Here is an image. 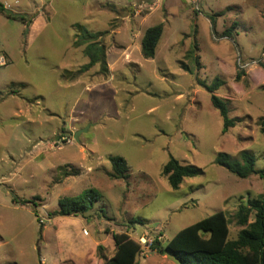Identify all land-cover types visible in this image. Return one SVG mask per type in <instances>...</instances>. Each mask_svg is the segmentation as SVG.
I'll list each match as a JSON object with an SVG mask.
<instances>
[{"label": "rangeland", "instance_id": "rangeland-1", "mask_svg": "<svg viewBox=\"0 0 264 264\" xmlns=\"http://www.w3.org/2000/svg\"><path fill=\"white\" fill-rule=\"evenodd\" d=\"M19 1L28 2L29 13L35 4L44 6L26 27L0 15V56L12 60L0 68V264H105L115 254L112 234L166 246L218 212L227 214L230 239H236L241 199L264 195V179H240L216 159L223 153L238 162L247 152L256 170L264 169V0ZM9 2L17 10L15 0ZM134 24L140 32L164 25L153 60L128 48ZM77 25L103 33L112 69L84 70L89 59L83 47H74ZM194 42L198 71L186 57ZM239 60L257 63L242 70ZM75 79L79 84L67 90ZM11 81L16 85L7 87ZM219 82L214 94L228 100L229 116L238 120L226 134L205 89ZM30 106L31 116L19 114ZM44 106L61 120H50ZM70 118L76 133L83 131L79 141L75 129L57 131ZM110 156L127 161V180L110 177ZM171 157L200 170L177 191L162 175ZM88 189L102 195L92 211L49 217L60 199ZM144 255L139 264H172L151 249Z\"/></svg>", "mask_w": 264, "mask_h": 264}, {"label": "trees", "instance_id": "trees-1", "mask_svg": "<svg viewBox=\"0 0 264 264\" xmlns=\"http://www.w3.org/2000/svg\"><path fill=\"white\" fill-rule=\"evenodd\" d=\"M5 7L0 2V14L8 19L18 21L25 26L32 22L30 16L5 14ZM79 35L76 36L75 48L83 47V53L89 59V63L83 67L85 71L96 65H101L102 70L107 69L106 48L100 42L103 33H91L81 25ZM164 33V25L159 24L148 28L142 39L141 52L146 60H153L156 56L157 47ZM231 35L226 32L224 37ZM199 47L194 42L193 47L188 51L187 58L194 62L197 71L201 70ZM183 69L194 74L184 63ZM242 73L237 75L240 79ZM220 87L219 83L205 86L211 94V102L223 119L226 134L229 129L235 127L238 120L229 116L228 100L216 96L214 93ZM261 133L264 135V118L259 120ZM241 161H233L228 154H220L216 164L227 172L240 179H248L258 175L264 179V169L256 170V159L247 152L240 155ZM109 162L113 173L110 177L115 180H127L129 166L127 161L119 156H110ZM200 174V170L193 166H184L177 159L171 157L164 166L162 175L168 180L171 188L175 191L187 178H194ZM102 199L101 193L96 189H88L77 197H64L58 201L57 211L50 213L49 217H83L92 211L95 205ZM17 202V201H15ZM27 204L28 201H22ZM105 217L106 215L103 214ZM235 224L240 228L236 239H230V219L224 212L215 213L206 219L182 229L166 246H161L158 240H153L151 250L157 251L160 255H166L178 264H264V195L257 199H248L246 202L241 199L238 210L234 215ZM115 244V254L110 259H105L106 264H139L138 258L141 255V245L130 238L127 233L112 234ZM41 264V263H40Z\"/></svg>", "mask_w": 264, "mask_h": 264}, {"label": "crops", "instance_id": "crops-1", "mask_svg": "<svg viewBox=\"0 0 264 264\" xmlns=\"http://www.w3.org/2000/svg\"><path fill=\"white\" fill-rule=\"evenodd\" d=\"M163 1H165V0H163ZM183 1V3H186L188 0H182ZM0 2L4 5V7L6 8V9H9V10H11L13 13H15V14H17V15H27V16H30L31 14H35V13H37V12H43L42 11V8H43V6L44 5H42V4H35V5H33L32 6V8H33V10H32V13H29V11L31 10V8H29V5L27 4L28 2H26V4H24L23 6H20V1L19 0H15V2H12L13 3V5H19L18 7H17V10H13V9H10V3L11 2H9V0H0ZM47 6V10L49 9V7H48V5H46ZM1 15V14H0ZM7 20H11V19H8L7 18ZM126 20H127V18H126ZM11 21H14V20H11ZM50 21V20H49ZM14 22H18V21H14ZM211 22V21H210ZM18 23H20V22H18ZM22 24V23H21ZM136 24H137V22H136ZM136 24H134V25H136ZM23 25V27H26L24 24H22ZM125 25L127 26V22L125 23ZM125 26V27H126ZM136 28H133V32H134V40L133 41H130V43L128 44V48H132L133 46H135V47H137V49H139V52L141 51V47H142V39H143V36H144V33H145V31L147 30V29H144L143 31H139L138 29H139V27L136 25L135 26ZM33 27L31 26V28L30 29H28L29 30V32L31 31V29H32ZM121 28H124V25H122L121 26ZM89 32H91V33H96V32H98V31H89ZM98 33H100V32H98ZM132 33V32H131ZM131 39H132V37H131ZM120 40H122V38L120 37ZM159 46V45H158ZM157 49H158V47H157ZM125 50H127V49H125ZM156 54H157V51H156ZM1 56H3V57H5L6 59H7V66H5V67H3V68H6V67H9V66H11L12 65V60H11V58L7 55V54H3V55H1ZM0 56V57H1ZM89 63V62H88ZM97 66H99V65H96V66H94V67H97ZM2 68V69H3ZM107 69H108V71H109V69H112V65H111V63L110 62H108V59H107ZM19 84H23V83H20L19 82ZM79 84V79H75V80H72V82H71V84H69L66 88H67V90H73L74 88H75V86L76 85H78ZM13 85H16V82L15 81H11V82H9L8 84H7V87H11V86H13ZM18 85V84H17ZM26 85V84H25ZM14 94H16V93H11V96L12 97H14L15 95ZM21 100H24L25 102H27V100H25L24 98H21ZM43 101H44V98L42 99ZM37 106H38V103L36 104ZM44 105H45V103H44ZM32 107L30 106V108L27 110V113L25 112H23V113H19L20 115H28V116H31V114L33 113L32 112V109H31ZM43 110L44 111H47V112H49L48 114V116L50 117V120H52V119H54L53 121H56V120H61L60 119V117H59V113H57V112H54V111H52V110H50V109H48L46 106H44V108H43ZM67 111V110H66ZM74 106L73 107H71L70 109H69V116L71 117V115H74ZM21 112V111H20ZM70 124H66V123H64L63 125H64V128L62 127V125H60V127L61 128H59L58 127V132H61V131H72L73 129H75L76 131L74 132V135H76V132H78L77 131V129H76V125H75V123H77L76 122V120H73L74 122H72V118H70ZM87 123H89L88 122V120L87 119H85V121H83L81 124L84 126L85 124H87ZM67 126V127H66ZM57 132V133H58ZM56 133V134H57ZM55 134V135H56ZM55 135H53V137L55 136ZM16 204H19V203H17V202H15ZM63 218V217H62ZM74 218H78V217H74ZM83 224V223H82ZM88 237L87 238H89V235H88V232H87V234H86ZM115 250H116V248H115ZM145 252H147V251H145ZM144 252V253H145ZM149 252V251H148ZM146 255V254H145ZM144 255V256H145ZM163 257H166L167 258V261L168 262H170V263H172V264H178V263H176L175 261H173L172 259H170L168 256H166V255H164ZM148 255L146 256V259L148 260ZM150 262V261H149ZM143 264H148L147 262H146V260L145 261H143L142 262ZM151 263V262H150ZM105 264H106V260H105Z\"/></svg>", "mask_w": 264, "mask_h": 264}, {"label": "built area", "instance_id": "built-area-1", "mask_svg": "<svg viewBox=\"0 0 264 264\" xmlns=\"http://www.w3.org/2000/svg\"><path fill=\"white\" fill-rule=\"evenodd\" d=\"M257 62H245L243 60H239L238 61V66L240 69L242 70H245L249 67H252L253 65H255ZM7 59L3 56L0 57V68H3L5 66H7ZM64 142L66 143H71L72 141L69 140V139H64ZM140 245H141V248H142V252H141V255H144V252L145 250L146 251H149L151 249V246L153 244V240L152 239H140Z\"/></svg>", "mask_w": 264, "mask_h": 264}, {"label": "water", "instance_id": "water-1", "mask_svg": "<svg viewBox=\"0 0 264 264\" xmlns=\"http://www.w3.org/2000/svg\"><path fill=\"white\" fill-rule=\"evenodd\" d=\"M5 14L6 15H11V16H17V14H15V13H13L11 10H9V9H6L5 10ZM83 132V131H82ZM82 132H80V133H76V135H75V139H76V141H79V135L82 133Z\"/></svg>", "mask_w": 264, "mask_h": 264}]
</instances>
